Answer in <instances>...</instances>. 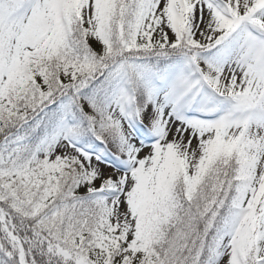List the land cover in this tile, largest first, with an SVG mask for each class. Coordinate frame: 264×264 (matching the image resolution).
Listing matches in <instances>:
<instances>
[{
	"label": "snow or ice",
	"instance_id": "1",
	"mask_svg": "<svg viewBox=\"0 0 264 264\" xmlns=\"http://www.w3.org/2000/svg\"><path fill=\"white\" fill-rule=\"evenodd\" d=\"M0 264H264V0H0Z\"/></svg>",
	"mask_w": 264,
	"mask_h": 264
}]
</instances>
